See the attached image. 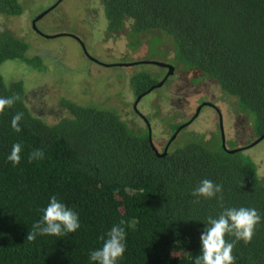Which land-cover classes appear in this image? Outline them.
<instances>
[{"label":"trees","instance_id":"obj_1","mask_svg":"<svg viewBox=\"0 0 264 264\" xmlns=\"http://www.w3.org/2000/svg\"><path fill=\"white\" fill-rule=\"evenodd\" d=\"M100 2L108 30L127 42L131 32L169 35L175 47L169 63L197 81L212 80L234 99L244 127L256 139L264 136V0ZM23 14L20 0H0V15ZM27 50L21 37L0 28V66L18 60L42 70V60ZM159 75H131L133 95L155 86ZM14 94L22 100L0 115V264H93L89 254L102 246L99 237L121 220L126 252L118 264H195L207 218L219 216L221 203L261 215L251 243L237 242L233 255L235 264H264V179L244 151L227 153L219 139L185 130L189 137L159 156L147 131L127 125L111 108L63 98L66 114L48 123L30 111L22 81L6 82L0 73V97ZM17 112L24 113L19 133L11 127ZM169 125L172 132L179 123ZM15 143L22 145V160L13 166L7 157ZM36 149L44 158L29 163ZM204 179L223 186L222 201L218 194L194 202L191 193ZM54 195L78 213L81 227L27 241Z\"/></svg>","mask_w":264,"mask_h":264},{"label":"rangeland","instance_id":"obj_2","mask_svg":"<svg viewBox=\"0 0 264 264\" xmlns=\"http://www.w3.org/2000/svg\"><path fill=\"white\" fill-rule=\"evenodd\" d=\"M20 1L24 14L19 17L0 15V28L13 31L27 42V56L41 58L43 69L37 70L21 61L9 60L0 66V73L6 82L22 81L30 111L45 122L57 121L66 114L60 102L67 98L85 107L112 108L123 121L142 129L143 123L131 110L135 96L129 78L140 71L162 75V68L153 62L168 63L167 60L172 58L175 47L171 37L165 33L131 32L129 42L123 36L109 38L102 24L103 15L98 0H62L36 22L38 33L33 30L32 21L58 0ZM137 38H141L147 47L128 49L135 46L131 42H137ZM79 41L94 61L88 58ZM178 84L180 87L176 89L164 86L161 90L152 91L140 102V110L151 124L158 148L161 138L168 137L169 122L173 118L183 119L178 114H172L175 108L173 101L183 100L187 95L189 103L186 109L190 110L196 98L190 87L184 86V80ZM222 99L224 96H220L217 102L235 106L233 98ZM194 127L207 131L196 123ZM185 133L184 130L178 138L185 141V137H189ZM255 139L253 135L247 139L245 134L240 140L251 143ZM226 146L235 149L241 145L227 142ZM244 153L254 160L258 175L264 179V139Z\"/></svg>","mask_w":264,"mask_h":264},{"label":"clouds","instance_id":"obj_3","mask_svg":"<svg viewBox=\"0 0 264 264\" xmlns=\"http://www.w3.org/2000/svg\"><path fill=\"white\" fill-rule=\"evenodd\" d=\"M22 97L14 94L10 97H0V115L6 109L12 108ZM24 119L23 112H17L11 119L12 129L19 133L21 122ZM22 145L15 143L7 157L13 166L19 165L22 160ZM44 151L36 149L29 153V163L44 158ZM223 186L208 179L200 182L199 186L191 193L197 198L194 202L199 203V198L211 199L220 195L222 201ZM218 217L207 218V227L201 234L202 251L195 259V264H235L234 248L237 242L251 243L262 217L254 208H224ZM42 218L35 222L27 235V241H35L37 236L51 235L63 236L75 233L80 227V218L77 212L62 203L55 195L50 198L48 205L42 210ZM121 220L107 232L106 237L101 235L103 244L100 248L90 252V260L93 264H118L126 252V231ZM233 236L235 239L229 242L226 237Z\"/></svg>","mask_w":264,"mask_h":264},{"label":"flooded vegetation","instance_id":"obj_4","mask_svg":"<svg viewBox=\"0 0 264 264\" xmlns=\"http://www.w3.org/2000/svg\"><path fill=\"white\" fill-rule=\"evenodd\" d=\"M61 1L62 0H60V2ZM97 2L100 3V5H101L100 0H98ZM101 10H102V15H103L102 24L104 25V28H105L107 34L109 35V38H114L115 36L126 37L125 35H123L121 33H114V32H110L108 30L107 21H106L105 15H104V10H103L102 5H101ZM138 45H139L138 47L140 49H143V46L147 47V44H145L144 41H141V43ZM128 49L136 50L137 47L128 48ZM88 58L91 61H94L93 58H91L90 56H88ZM167 62L168 63H164V64L171 65V63H169L168 60H167ZM42 64H43V60H42ZM125 65H127V64H125ZM133 65H135V64H133ZM171 66L173 67V70L169 75H167L168 67L167 66H160L162 68L163 72H162V75L160 74L161 77L158 78L157 83H159L162 80H164V82L162 83L161 86L154 88L153 91L158 90V89L161 90L164 86L172 87L173 89H176V87H180L178 83L181 80H184V84H185L184 86L190 87L189 90H191L195 93L194 94V97H196L195 101H194L193 105L191 106L190 110L186 109V105L189 103V101L187 99V95H184L183 100L173 101L175 108H174L172 114H178L179 116H181L183 118L180 121L173 118L174 123H179L178 127L181 124H184L187 122H189V123L185 127H183L171 141H170V139L176 130H174L172 132H170V130H168V137L164 138V139L161 138V146L158 148V145L154 142V137H153L154 133H153V129L151 128V124H150L147 116L144 114V112L140 110V102L142 101V99L146 95L151 93L152 90L149 93H147L145 96H143L138 101V103L136 105L137 111H135L133 108L136 96H135L134 102L131 106V110H132L133 114L136 117H138V119L143 123L142 129L147 131L148 139H149V135H150V139H151L156 151L158 152V154H162L164 151H166V153H167L168 150L171 148L172 144L176 140H178V137H179L180 133L182 132V130H186L190 134H192V133L202 134L207 139H209L210 137L213 136V137L219 139L220 142H222V139H223L225 142V146H226L227 142L228 143L229 142L230 143H236L237 145H241V146L235 148V149H241L240 151H245L248 148H251L248 146L252 142L247 143V141L241 142V140H240L242 137L245 136V134H246L247 139L251 138L252 134L251 133L249 134L247 132L246 128H244L240 114L237 113L236 105L235 106H232V105L227 106L225 103H221V101L219 103L217 102V99L220 96L221 97L224 96V99H222L223 101H225L228 96L223 94L221 92V90L219 89V87L212 80H209L207 78H199L197 81L196 77L193 76L192 74L183 73L180 69H177L175 66H173V65H171ZM176 81L178 83H176ZM172 99H173V97H172ZM176 102H178V103L176 104ZM201 104H202V106H201ZM198 108H199V110H198ZM150 112L153 113L154 110H150ZM228 113L231 114L229 117L227 115ZM195 123L198 124V126H201V127L203 126L207 131L202 130L201 128H198V127L193 128V125ZM127 125H129V124L127 123ZM129 126H131V125H129ZM136 129H140V128H136ZM218 134H219V136H217ZM246 147H248V148H246ZM226 148H227V146H226Z\"/></svg>","mask_w":264,"mask_h":264},{"label":"water","instance_id":"obj_5","mask_svg":"<svg viewBox=\"0 0 264 264\" xmlns=\"http://www.w3.org/2000/svg\"><path fill=\"white\" fill-rule=\"evenodd\" d=\"M60 2V0H58L52 7H50V8H48L47 10H45V11H43V12H41L33 21H32V28H33V30L34 31H36V32H38L39 33V31H38V29H37V27H36V22L41 18V17H43L50 9H52L53 7H55L58 3ZM80 44H81V46H82V48H83V50H84V52H85V54H87V52H86V50H85V48H84V45H83V43L80 41ZM88 55V54H87ZM154 64H156V65H159V66H167L168 67V72H167V75H169L171 72H172V70H173V67L171 66V65H166V64H164V63H160V62H153ZM128 65V64H127ZM164 82V80H162V81H160L159 83H157L155 86H153V87H151L149 90H147L146 92H144V93H142V94H140V95H138L137 97H136V99H135V102H134V105H133V108H134V110L135 111H137V108H136V105H137V103H138V101L143 97V96H145L147 93H149L152 89H154V88H156V87H158V86H161L162 85V83ZM201 106H202V104H201ZM200 106V107H201ZM198 110H199V108H198ZM197 110V111H198ZM189 122H187V123H184V124H181L177 129H176V131H175V133L173 134V136L171 137V139H170V141L177 135V133L183 128V127H185L187 124H188ZM264 139V136H259L257 139H255L248 147H252V146H254V145H256L257 143H259L260 141H262ZM149 142H150V146H151V148L153 149V151L156 153V155H159V156H161V155H164L165 153H166V151H164L162 154H158V152L156 151V149H155V147H154V145H153V143H152V141H151V139H150V135H149ZM221 146H222V148H223V150L225 151V152H227V153H234V152H236V151H240L241 149H228V148H226V146H225V142H224V140L222 139V142H221ZM248 147H246V148H248ZM243 149V148H242Z\"/></svg>","mask_w":264,"mask_h":264}]
</instances>
